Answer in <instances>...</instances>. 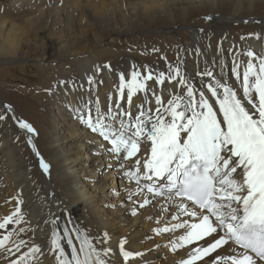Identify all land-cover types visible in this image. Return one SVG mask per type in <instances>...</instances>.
<instances>
[{"label": "bare ground", "instance_id": "1", "mask_svg": "<svg viewBox=\"0 0 264 264\" xmlns=\"http://www.w3.org/2000/svg\"><path fill=\"white\" fill-rule=\"evenodd\" d=\"M15 1L0 0V115L5 116L0 121V222L14 213L17 198L22 203L19 222L0 229V238L11 234L0 247V264L18 259L32 243L47 245L53 219L57 231L64 225L86 229L92 237L107 233L112 264H177L192 247H206L200 241L173 250L170 242L180 230L153 231L174 221L161 211L163 198L146 190L135 194L136 184L122 175L137 157L116 160L108 151L111 145L82 124L75 109L81 100L98 98L106 112L109 94L116 99L113 86L121 73L130 79L136 65L142 75L147 74L144 66L167 74V64H176L178 57L197 87V71L215 62L213 74L219 76L221 60L224 79L233 84L234 58L242 73L248 50L264 56V0H28L13 6ZM148 84L165 97L175 87L167 80ZM140 102L133 97L134 104ZM120 103L127 108L126 90ZM13 115L30 123L35 134L22 132ZM29 135L50 166L48 174L27 143ZM145 196L151 203L141 208ZM121 239L126 251L142 255L125 261ZM21 241L17 252L14 245ZM217 252L228 254L227 248ZM215 255L197 264H211ZM32 264H56L55 254L45 246Z\"/></svg>", "mask_w": 264, "mask_h": 264}, {"label": "snow or ice", "instance_id": "2", "mask_svg": "<svg viewBox=\"0 0 264 264\" xmlns=\"http://www.w3.org/2000/svg\"><path fill=\"white\" fill-rule=\"evenodd\" d=\"M245 55L248 61L242 73L241 62L233 60V84L224 79L221 60L219 76L213 74L215 62L197 71L200 87L184 73L179 57L176 64H167V74L153 73L144 66L147 74L142 75L133 65L130 79L124 73L119 75L118 85L113 86L116 99L113 102L109 94L106 112L98 98L81 100L75 109L80 113L81 123L111 145L108 151L116 160L127 162L137 157L122 175L136 184L135 194L146 190L152 197L163 198L161 211L174 221L153 231L161 234L180 230L181 234L170 242L173 250L200 241L207 243L206 247H192L188 258L177 264H197L212 253L216 255L211 264H264V56L257 57L252 50ZM104 67L111 71L110 65ZM204 77L211 80L205 81ZM166 80L175 82L168 97L148 84L154 81L155 85H164ZM65 83L75 87L70 81H60L61 85ZM88 84L95 86L93 77H88ZM125 90L127 108L120 103ZM141 93L142 98L138 95ZM133 97L141 102L134 104ZM4 107L11 111L10 106ZM12 118L17 120L22 132L35 134L30 123L14 115ZM4 119L0 115V121ZM27 143L39 157L40 169L48 174L50 166L37 151L31 135ZM142 147L143 154L138 156ZM120 167L123 169L125 165L121 163ZM133 195L129 193L127 198L132 200ZM21 203L17 198L14 213L3 218L0 229L19 222ZM150 203L145 196L140 207ZM51 224L47 245L32 243L27 252L10 264H32L37 254H43L45 246L55 254L56 264H112L107 233L92 237L86 229L75 227H64L61 233L57 231L56 219ZM10 235L0 238V247H5ZM65 243L70 255L66 253ZM125 243L124 239L119 242L125 261L142 255L126 251ZM23 244L21 241L14 245L17 252ZM221 248H227L228 254L217 252ZM7 251L11 252L12 248Z\"/></svg>", "mask_w": 264, "mask_h": 264}, {"label": "rangeland", "instance_id": "3", "mask_svg": "<svg viewBox=\"0 0 264 264\" xmlns=\"http://www.w3.org/2000/svg\"><path fill=\"white\" fill-rule=\"evenodd\" d=\"M28 0H17L14 2V4H12L13 6H20L22 5L23 3H27Z\"/></svg>", "mask_w": 264, "mask_h": 264}]
</instances>
